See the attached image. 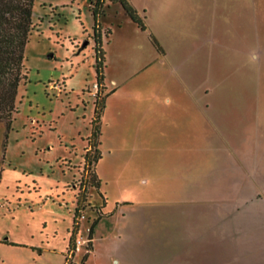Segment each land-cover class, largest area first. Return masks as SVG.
<instances>
[{"label":"rangeland","instance_id":"374dc122","mask_svg":"<svg viewBox=\"0 0 264 264\" xmlns=\"http://www.w3.org/2000/svg\"><path fill=\"white\" fill-rule=\"evenodd\" d=\"M135 1L148 35L118 2L99 16L121 26L102 40L87 162L88 0H33L25 77L0 120V264H264V0ZM76 199L74 242L96 220L69 253Z\"/></svg>","mask_w":264,"mask_h":264},{"label":"trees","instance_id":"16d2710c","mask_svg":"<svg viewBox=\"0 0 264 264\" xmlns=\"http://www.w3.org/2000/svg\"><path fill=\"white\" fill-rule=\"evenodd\" d=\"M117 1L122 7L126 15L137 24L141 29L145 27L141 16L136 9L128 2V0H109ZM33 0H0V120L8 123L12 113L15 111V96L18 83L25 77L23 68V49L28 39V35L32 29L31 7ZM105 0H88V7L91 11L92 22V40H93V58L95 70V97L93 99L92 116L90 119V147L84 155V161L95 162L100 153L97 148L99 120L104 107L105 97L107 92H102L103 86V68L105 65L104 48L102 46L101 29L99 25V16L104 12ZM103 33L107 35L109 28H103ZM152 43L158 49V46L152 36ZM92 147V148H91ZM92 150L90 154L89 150ZM90 156V157H89ZM89 178L92 185L98 186L99 178L95 171H89ZM83 197L81 198V200ZM76 199V204L72 215V234L70 236L69 247L67 251L71 252L74 247V235L78 228V217L80 208L83 207ZM99 211V210H98ZM100 212L98 213V215ZM96 217L88 224L86 233L87 241L86 248H89V243L92 238V228ZM67 252V253H68ZM69 252V253H70Z\"/></svg>","mask_w":264,"mask_h":264},{"label":"crops","instance_id":"0c3cea01","mask_svg":"<svg viewBox=\"0 0 264 264\" xmlns=\"http://www.w3.org/2000/svg\"><path fill=\"white\" fill-rule=\"evenodd\" d=\"M115 2H117V1H115ZM128 2L136 9V11H137V13L141 16V18H142V21H143V18L146 16L145 15V11H146V8L145 7H142V5L140 4V3H138V2H136L135 0H128ZM119 4V3H118ZM119 6H120V4H119ZM117 7V9H118V6H116ZM121 7V6H120ZM121 9H122V7H121ZM123 10V9H122ZM124 12V11H123ZM125 13V12H124ZM126 14V13H125ZM130 19V18H129ZM131 20V19H130ZM98 21H99V24H100V29H101V31H102V33L101 34H103V28H109V32L113 29V30H115V29H117V28H119L120 26H121V24H120V22H118L116 19H114L113 20V22H114V25H112V23H109V25L111 26V27H108L106 24L107 23H102V21L100 20V19H98ZM132 21V20H131ZM133 22V21H132ZM134 23V25H135V29H137V31H139L138 29H140V30H142V31H145L146 33H147V35H148V33H149V29H147V25L144 23V21H143V23H144V25H145V27L143 28V29H141V28H139L138 26H137V24L135 23V22H133ZM111 33V32H110ZM138 33V32H137ZM107 38V35H101V39L103 40H105ZM89 40H91V41H89L90 43H91V45H92V43H93V40H92V37H89ZM103 46V45H102ZM104 48V47H103ZM104 56H105V53H104ZM105 63H106V60H105ZM105 67L106 66H104V68H103V86H105L106 84L104 83V77H105V74H104V71H105ZM111 80H114V79H112L111 78ZM113 88V87H112ZM112 88H111V90H112ZM106 100V99H105ZM104 106H105V102H104ZM93 108V107H92ZM104 108V107H103ZM91 240H92V238H91Z\"/></svg>","mask_w":264,"mask_h":264},{"label":"built area","instance_id":"2783aa9c","mask_svg":"<svg viewBox=\"0 0 264 264\" xmlns=\"http://www.w3.org/2000/svg\"><path fill=\"white\" fill-rule=\"evenodd\" d=\"M82 214L79 215L78 218H81ZM87 229H88V226H86V233H87ZM83 241H87V237L84 239V238H76L75 242H74V247H77V245H79V243H82Z\"/></svg>","mask_w":264,"mask_h":264}]
</instances>
